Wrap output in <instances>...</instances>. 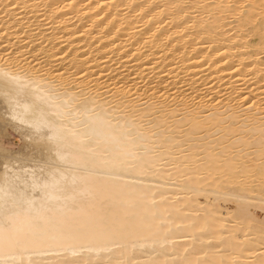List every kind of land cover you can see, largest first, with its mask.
<instances>
[{
    "label": "bare ground",
    "instance_id": "1",
    "mask_svg": "<svg viewBox=\"0 0 264 264\" xmlns=\"http://www.w3.org/2000/svg\"><path fill=\"white\" fill-rule=\"evenodd\" d=\"M0 130V264H264V0H0Z\"/></svg>",
    "mask_w": 264,
    "mask_h": 264
},
{
    "label": "rangeland",
    "instance_id": "2",
    "mask_svg": "<svg viewBox=\"0 0 264 264\" xmlns=\"http://www.w3.org/2000/svg\"><path fill=\"white\" fill-rule=\"evenodd\" d=\"M255 26H256V21H253V22H251V23H249V26H247L246 28H245V34H251V33H253L254 32V29H255ZM0 131H2V133H1V136H0V146L1 147H3L4 149H12V150H14V149H16L18 146V136L17 135H15L14 133H12V131H5V130H0ZM7 132V133H6ZM4 133H6V134H4ZM16 144V145H15ZM51 255V254H50ZM49 255V256H50Z\"/></svg>",
    "mask_w": 264,
    "mask_h": 264
}]
</instances>
